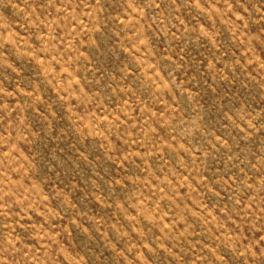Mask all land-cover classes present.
Listing matches in <instances>:
<instances>
[{
	"label": "rangeland",
	"instance_id": "rangeland-1",
	"mask_svg": "<svg viewBox=\"0 0 264 264\" xmlns=\"http://www.w3.org/2000/svg\"><path fill=\"white\" fill-rule=\"evenodd\" d=\"M0 264H264V0H0Z\"/></svg>",
	"mask_w": 264,
	"mask_h": 264
}]
</instances>
